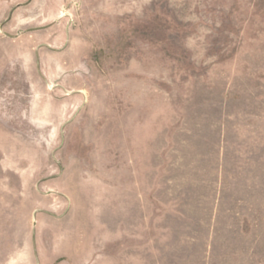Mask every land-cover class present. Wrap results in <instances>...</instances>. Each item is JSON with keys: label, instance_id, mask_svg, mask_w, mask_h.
Masks as SVG:
<instances>
[{"label": "rangeland", "instance_id": "1", "mask_svg": "<svg viewBox=\"0 0 264 264\" xmlns=\"http://www.w3.org/2000/svg\"><path fill=\"white\" fill-rule=\"evenodd\" d=\"M0 264H264V0H0Z\"/></svg>", "mask_w": 264, "mask_h": 264}]
</instances>
